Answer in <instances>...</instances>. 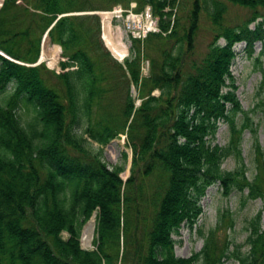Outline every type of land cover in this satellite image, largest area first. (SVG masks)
I'll list each match as a JSON object with an SVG mask.
<instances>
[{
  "label": "trees",
  "instance_id": "16d2710c",
  "mask_svg": "<svg viewBox=\"0 0 264 264\" xmlns=\"http://www.w3.org/2000/svg\"><path fill=\"white\" fill-rule=\"evenodd\" d=\"M99 1L3 0L0 6V50L12 57L0 53V264H222L231 256L239 264H264V157L249 178L240 148L248 124L236 121L245 111L230 69L235 43L245 41L251 50L264 39V17L257 19L254 10L240 24L223 25L224 3L211 0L214 36L202 58L184 69L203 0H193L181 34L171 19L175 0H137L153 8L159 30L132 38L121 62L102 43L99 15L74 11L129 0ZM54 19L48 36L61 46L60 69L26 64L37 60ZM152 36L173 41L159 48L151 72L142 75V46ZM117 78L135 85L138 104L129 90L117 104L106 97ZM260 104L264 109V97ZM221 120L230 131L224 145L212 142ZM119 133L132 150L126 178L121 164L109 167L101 150L88 145V138L103 145ZM231 154L238 164L222 168ZM151 175L157 187L146 196L144 177ZM214 183L224 195L246 189L243 201L261 199L245 240L214 242L220 214L202 249L176 255L173 233L182 223L193 226ZM93 213L94 248L85 249L80 231Z\"/></svg>",
  "mask_w": 264,
  "mask_h": 264
},
{
  "label": "rangeland",
  "instance_id": "374dc122",
  "mask_svg": "<svg viewBox=\"0 0 264 264\" xmlns=\"http://www.w3.org/2000/svg\"><path fill=\"white\" fill-rule=\"evenodd\" d=\"M224 3V9L222 12L221 22L223 25L235 26L242 23L243 20L251 16L254 10H256L260 16L257 19L264 17V4H257L255 8L241 5L231 2L229 0H221ZM3 2V1H2ZM99 3L100 1L97 0ZM193 0H175L172 8L171 19L178 20V34L183 32V28L187 25L189 20L190 10L192 8ZM121 5L129 11L141 13L147 7H150L152 16L153 29L147 33L158 31V15L153 13V8L148 3L139 6L137 0H129L127 4L118 2L114 5ZM113 5V6H114ZM112 6V7H113ZM109 7V9H112ZM166 9V8H165ZM98 10V9H97ZM107 10V9H106ZM213 10V4L211 0L201 1V8L198 16V27L195 33L193 48L188 54H186L184 61V69H188L192 61H199L208 48L209 42L212 40L216 25L212 22L211 12ZM95 10L74 11L76 13H90ZM100 17V37L102 43L109 50L110 54L117 60L123 61V58L130 54L131 39L132 36L126 31L122 23V19H115L111 21V26L114 29V37L120 39L126 47V53L123 58H118L108 47L104 37L105 21ZM250 26H254V22L250 23ZM264 27V24H263ZM144 38V37H143ZM48 40V41H47ZM173 40L165 41L163 37H151L147 42L143 43L142 59H141V74L148 75L151 72L150 58L152 56L158 57L159 48L169 46ZM218 42L223 43L224 39L220 37ZM59 46V49H56ZM61 46L53 42L51 39H47L41 42L40 52L41 56L44 53L43 60L50 68H55L57 71L60 69L59 60L63 59L61 56ZM235 57L230 66L231 73L233 75L234 82L236 84V95L240 101L244 113L238 112L236 115V121L238 124L246 122L248 125L244 127L240 140V148L242 156L245 162L246 175L251 178L257 171V164L261 162L264 157V109L260 104L261 97H264V39L254 42L253 47L249 50L246 47L245 41H239L234 44ZM40 54V53H39ZM53 58L54 64H49V60ZM190 69V68H189ZM121 70L116 71L118 76ZM122 73H120L121 75ZM116 83L110 85L112 88L106 92V97L111 98L115 104L122 101L126 92L135 97L136 104L140 99L137 98V88L133 83L126 82L125 78H117ZM158 89H154L152 93L157 94ZM82 123L85 119H82ZM81 128H79V131ZM230 137V131L228 124L225 121H219L217 131L215 133L212 142H216L220 145H224L228 142ZM88 145L93 149L101 150V159L107 163L109 167L115 164H121L123 170L120 172L123 178H126L130 174L132 150L129 144H127L126 134L119 133L116 137L112 138L106 144H99L97 141L88 138ZM125 151V157L122 152ZM238 164V160L234 155L226 157L221 166L225 169H232ZM145 195L153 192L157 187V179L153 175L144 177ZM246 189L243 192L234 189L228 195H224L221 191V187L218 183L211 184L207 187L204 196L201 198L202 212L198 216L197 221L192 227L186 223H182L177 232L173 233L174 252L178 256L187 257L193 252L202 249L205 241V237L210 228H216L219 223L221 214V221L214 231L213 240L219 246L225 244L227 239L233 241V243L243 242L246 238L248 230L247 220L251 218L256 211L261 208L262 201L260 198L247 199L243 201V197L246 194ZM233 225L230 226V222ZM93 223V230L91 236V243L86 244L82 239L85 227ZM95 214L93 213L90 218L82 225L80 231V245L85 249L94 248L95 237ZM67 232L63 231V236H66ZM229 248L233 249V245L229 244ZM246 245L241 246V250H244ZM195 264H200L196 262ZM222 264H239L238 260L231 256L224 259Z\"/></svg>",
  "mask_w": 264,
  "mask_h": 264
},
{
  "label": "built area",
  "instance_id": "2783aa9c",
  "mask_svg": "<svg viewBox=\"0 0 264 264\" xmlns=\"http://www.w3.org/2000/svg\"><path fill=\"white\" fill-rule=\"evenodd\" d=\"M150 7L137 14V12L129 11L121 5H114L112 9L100 10L99 14L102 19H109L111 22L115 19H122V23L127 32L132 37L143 38L146 33L153 29Z\"/></svg>",
  "mask_w": 264,
  "mask_h": 264
},
{
  "label": "bare ground",
  "instance_id": "6f19581e",
  "mask_svg": "<svg viewBox=\"0 0 264 264\" xmlns=\"http://www.w3.org/2000/svg\"><path fill=\"white\" fill-rule=\"evenodd\" d=\"M1 1V0H0ZM105 21V27H104V37L106 40V43L108 45V47L111 49V51L118 57V58H123L125 56L126 53V47L125 45L121 42L120 39H117L114 37V29L110 24L109 19H104ZM48 41V40H47ZM56 49H59V46H56ZM127 54V53H126ZM42 57H45V54H42ZM55 60L53 58H51L49 60V64H54ZM92 230H93V223H89L86 227L85 230L83 232L82 235V239L84 240V242L86 244L91 243V236H92Z\"/></svg>",
  "mask_w": 264,
  "mask_h": 264
},
{
  "label": "water",
  "instance_id": "95a60500",
  "mask_svg": "<svg viewBox=\"0 0 264 264\" xmlns=\"http://www.w3.org/2000/svg\"><path fill=\"white\" fill-rule=\"evenodd\" d=\"M2 1H3V0L0 1V6H1V4H2ZM62 14H65V13H62ZM58 16H60V14H59ZM58 16H57V17H58ZM57 17H56V18H57ZM55 20H56V19H54L53 22L49 25V27L47 28V31H48V29L53 25V23H54ZM47 31H45V33L43 34L42 41H45L46 38H47V39H50V37L48 36V32H47ZM0 53H1L2 55L6 56V57H8V58H10V59H12L10 56H8L7 54H5V53H4L3 51H1V50H0ZM42 60H43V57L41 56V53H40V55H39L38 59L36 60V62H34V63H30V64H37V63L41 62Z\"/></svg>",
  "mask_w": 264,
  "mask_h": 264
}]
</instances>
